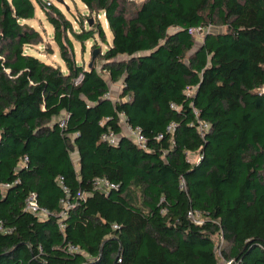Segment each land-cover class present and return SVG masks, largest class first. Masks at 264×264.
I'll return each mask as SVG.
<instances>
[{"label":"trees","instance_id":"16d2710c","mask_svg":"<svg viewBox=\"0 0 264 264\" xmlns=\"http://www.w3.org/2000/svg\"><path fill=\"white\" fill-rule=\"evenodd\" d=\"M79 1L76 29L0 0V264H219L216 234L225 262L264 264V0ZM35 3L64 69L24 49ZM96 38L86 67L74 41Z\"/></svg>","mask_w":264,"mask_h":264},{"label":"rangeland","instance_id":"374dc122","mask_svg":"<svg viewBox=\"0 0 264 264\" xmlns=\"http://www.w3.org/2000/svg\"><path fill=\"white\" fill-rule=\"evenodd\" d=\"M56 5H58L63 12H65L66 16L72 20L74 28H78L74 16H80L81 13H86V8L83 7V4L79 0H63L65 4L57 1V0H52ZM137 3L140 2L141 0H135ZM66 6L68 7V10H66ZM99 20L104 24L106 30V21L104 20V16L102 14L98 15ZM29 23L34 26L37 30H39L41 37H42V42L36 45H31V46H26L24 49L26 52L31 53L40 59L50 62V63H58L61 64V67L64 69V64L61 61L59 54H58V49L55 43L52 41V26L51 24L45 19V16L40 9L39 5L35 3V16L33 19L29 21ZM86 24V22H85ZM222 28H217V27H210V30L216 31V30H221ZM205 29H203L201 32L194 33V39L197 44H199L202 39L203 35L205 33ZM107 38L109 39L111 37L110 32L107 31ZM96 44V46H95ZM105 45L98 39L96 38V41L88 40L85 42L84 47L81 49V46L78 42L74 41V50H75V58L78 62L83 61L84 65L87 67L88 63L91 60V55L94 50H96V55L94 58V62L97 65H100V58L97 56L98 52L101 50H104ZM105 78L108 80L107 75H105ZM121 91V84L120 82H115L112 83L109 81V95L112 99L118 98L119 94ZM121 127L123 133L126 131V125L125 121L123 118H121ZM72 157L75 166L77 167V155L75 152H72ZM199 153L198 151L196 152H187V159L191 163H195L199 159ZM99 186H102V183H99ZM202 218L196 216V221L201 222ZM214 242L216 244V252L219 256V264H229L228 262H225L223 258H221V249L224 247L225 243L223 242L222 237L220 234H216L213 237Z\"/></svg>","mask_w":264,"mask_h":264},{"label":"built area","instance_id":"2783aa9c","mask_svg":"<svg viewBox=\"0 0 264 264\" xmlns=\"http://www.w3.org/2000/svg\"><path fill=\"white\" fill-rule=\"evenodd\" d=\"M202 29L201 28H194V29H190V32L192 34L194 33H198L201 32ZM126 125V131L124 133L125 136L129 137L132 141H134L138 146L144 147L145 146V142L146 139L145 137L140 133V129L139 128H132L130 125H128L125 122ZM103 138L105 140H108L111 143H114V141L117 140V135L110 133V134H104ZM105 184L108 186V183L105 182ZM112 187H115V185L111 184ZM24 209L28 212L37 214L39 216H44L46 215V213L44 212L43 209H40L37 201H36V195L34 193H29L26 198H25V202H24ZM189 216L195 221H196V217L195 214L191 211H189ZM199 223V222H198Z\"/></svg>","mask_w":264,"mask_h":264},{"label":"water","instance_id":"95a60500","mask_svg":"<svg viewBox=\"0 0 264 264\" xmlns=\"http://www.w3.org/2000/svg\"><path fill=\"white\" fill-rule=\"evenodd\" d=\"M57 1H59V2H61L62 4L64 3L65 4V2L63 1V0H57ZM66 10H68V7L66 6ZM92 22V19H90L89 20V23H91ZM96 50H94L93 52H92V55H91V60H90V62L88 63V67H91L92 66V63H93V61H94V58H95V55H96Z\"/></svg>","mask_w":264,"mask_h":264},{"label":"crops","instance_id":"0c3cea01","mask_svg":"<svg viewBox=\"0 0 264 264\" xmlns=\"http://www.w3.org/2000/svg\"><path fill=\"white\" fill-rule=\"evenodd\" d=\"M83 7L86 8L85 5H83Z\"/></svg>","mask_w":264,"mask_h":264}]
</instances>
